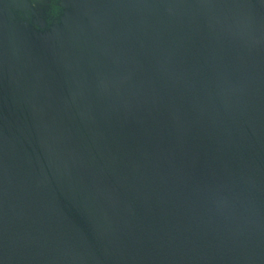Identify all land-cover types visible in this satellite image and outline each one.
<instances>
[{
    "label": "water",
    "instance_id": "obj_1",
    "mask_svg": "<svg viewBox=\"0 0 264 264\" xmlns=\"http://www.w3.org/2000/svg\"><path fill=\"white\" fill-rule=\"evenodd\" d=\"M248 20L224 54L145 40L169 97L133 108L129 130L81 129L78 111L58 122L37 102L13 111L0 89L5 239L11 215L22 252L48 264H264V0Z\"/></svg>",
    "mask_w": 264,
    "mask_h": 264
},
{
    "label": "rangeland",
    "instance_id": "obj_2",
    "mask_svg": "<svg viewBox=\"0 0 264 264\" xmlns=\"http://www.w3.org/2000/svg\"><path fill=\"white\" fill-rule=\"evenodd\" d=\"M97 3L93 10L102 11L104 19L97 22L98 27H101L97 40L87 36L86 42L91 43L94 39L95 43L98 40L103 43L107 38L119 40L115 42L114 47L109 42L103 45L104 57L108 60L104 66L106 74L111 77L107 76L103 85L83 86L80 88L81 93L75 92L79 90V85L51 83L52 45L48 42L50 37L43 34L40 38L19 34L3 36L0 33V89L5 92L8 88H13L9 99L11 110L15 111L16 104H22L30 110V102H37V105L48 113L52 111L56 114L53 116L55 121L62 122L64 119L71 121L74 113L78 111L90 122L91 128H97L98 123L105 117L104 113L116 109L128 98L127 89L123 93L121 89L123 83H120L115 75V71L122 72L125 68L123 64L116 68L117 63L124 60V55L126 63L129 64L130 61L132 66L137 67L136 85L140 84L143 88L144 78L147 76V63L143 59L146 52L143 53L142 49L144 51L147 49L145 40L149 37L153 40L155 37L173 38L208 55L224 54L228 48L237 49L243 41L249 40V36L244 35L247 29L248 33L250 32L248 18L254 0H97ZM57 10L58 6L54 7L53 11ZM24 14L27 15L25 12ZM1 21L5 23L4 20ZM15 22L11 21L13 24ZM29 22L31 25L36 24L34 20ZM103 27L111 29L109 37ZM41 31L44 29L41 28ZM54 43L63 41L56 37ZM133 46L136 47L137 57L133 58L130 55L132 58L129 60L126 54ZM112 50L114 55L106 54ZM91 55L92 53H89L88 59ZM57 62L63 65V61ZM21 75L22 97L19 91L15 90V78ZM98 89L105 94H96L95 91ZM142 92L140 90L139 93ZM7 221L8 239H5L0 230V264H48L46 254L22 252L20 243L22 244L23 237L21 239L15 237L16 233L11 229L14 227L11 215ZM19 232L25 233L22 230Z\"/></svg>",
    "mask_w": 264,
    "mask_h": 264
},
{
    "label": "crops",
    "instance_id": "obj_3",
    "mask_svg": "<svg viewBox=\"0 0 264 264\" xmlns=\"http://www.w3.org/2000/svg\"><path fill=\"white\" fill-rule=\"evenodd\" d=\"M97 5V0H0V33L3 36L19 34L40 38V35L43 34L50 37L48 42L52 45L51 83H63L69 86L79 85V90L75 92L81 93L80 88L83 86L87 84L103 85L107 76L111 77V75L106 74L104 65L108 60L104 57L103 45L109 42L114 47L115 42H119V40L114 41L112 38L103 40V43L101 40L95 43L94 39L91 40V43L86 42L87 36L96 39L101 28L98 27L97 22L104 19L102 11L93 10ZM56 6H58V10L55 12L53 9ZM50 10L51 12H49ZM47 19L49 22H46ZM1 20H4L5 23ZM12 20L16 21L15 24L11 23ZM30 20H34L36 24L32 23L31 25ZM19 21L21 22L19 23ZM40 27L44 31H41ZM103 29L109 37L111 29L108 27L107 29L103 27ZM56 37H60L63 43H54ZM135 48L133 46V49L127 51L126 55L129 56V60L131 56L137 57ZM142 52L144 53L143 49ZM89 53H92L90 59H88ZM107 53L114 55V50L107 51ZM158 55L157 53L153 55L143 54V59L147 63V76L144 78L143 88L140 84V86L138 85L139 88L136 85L137 67L132 66L130 61L129 64L126 63L125 55L124 60L122 59L117 63L116 68H119V64H123L127 68V70L124 68L122 72L115 71V75L119 78L120 83H123L121 86L123 93L127 89L128 98L124 104H119L116 109L104 113L105 117L98 123L99 126L106 125V127L129 130L128 127H134L140 123L139 114L135 113L133 108L154 112L165 107V100L169 97L165 79L167 70L152 64V61L160 63L157 58ZM57 61H63V65ZM153 67L160 74V77H157L155 81L152 78ZM111 68L113 69L112 66ZM140 70L138 69V71ZM102 74L104 75L102 76ZM140 90L143 91L141 94L139 93ZM95 93L105 94L101 89ZM79 114L81 115V129H89L90 122L84 119L82 112Z\"/></svg>",
    "mask_w": 264,
    "mask_h": 264
}]
</instances>
